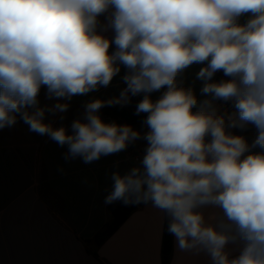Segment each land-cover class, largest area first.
Instances as JSON below:
<instances>
[{
  "label": "clouds",
  "instance_id": "1",
  "mask_svg": "<svg viewBox=\"0 0 264 264\" xmlns=\"http://www.w3.org/2000/svg\"><path fill=\"white\" fill-rule=\"evenodd\" d=\"M193 64L205 65L197 79L211 97L196 111L193 89L177 84ZM121 66L119 97L86 102L70 130L46 122L108 87ZM221 71L228 79L213 82ZM42 87L56 103L40 106ZM141 94L146 132L102 119L100 109ZM216 100L235 111L218 114ZM17 117L66 148L65 162L92 164L143 139L139 166L111 174L105 205L150 203L176 248L211 264H264V0H0V130ZM249 126L251 142L230 131ZM207 207L222 213L214 223Z\"/></svg>",
  "mask_w": 264,
  "mask_h": 264
},
{
  "label": "crops",
  "instance_id": "2",
  "mask_svg": "<svg viewBox=\"0 0 264 264\" xmlns=\"http://www.w3.org/2000/svg\"><path fill=\"white\" fill-rule=\"evenodd\" d=\"M247 18L242 17L241 23ZM100 19L103 22L104 18ZM105 35L111 39L113 33L109 30ZM201 67L193 64L177 77L178 86L193 89L198 100L194 111L199 109V102L211 99L201 94L204 81L197 79ZM125 72L121 66V72L108 87L73 97L66 113L49 114L46 122L70 130L71 122L83 117L86 102L119 97L126 87L122 80ZM222 79L228 77L221 71L214 82ZM164 91L166 88L151 93L152 100L159 99ZM136 97L139 102L143 94ZM39 101L42 107L56 103L46 98L44 87ZM220 102L216 100L213 104L218 114H225ZM101 117L105 122L113 121ZM133 128L141 133L147 131L145 125ZM242 133L251 142L255 128L249 126ZM146 143L138 140L124 152L84 164L79 159L65 162L66 148L30 132L23 121L17 120L15 126L0 130V264H164L163 239L168 217L150 203L137 205L102 245L95 242V236L113 221L111 205L104 203L112 188L111 174L123 175L139 166L140 160L135 162L134 158L143 156ZM60 167L64 169L62 173L58 171ZM202 211L210 223L215 222L210 219L213 215H222L212 207ZM167 264L211 262L205 253L179 251L173 237Z\"/></svg>",
  "mask_w": 264,
  "mask_h": 264
},
{
  "label": "trees",
  "instance_id": "3",
  "mask_svg": "<svg viewBox=\"0 0 264 264\" xmlns=\"http://www.w3.org/2000/svg\"><path fill=\"white\" fill-rule=\"evenodd\" d=\"M110 51H115V45L112 44L110 46ZM202 67L205 65L201 64ZM217 72L212 81L217 78ZM138 104L137 97H131L130 101L125 105L116 104L112 107H104L100 110V114L102 116L110 117L113 121L118 124H129L132 127L142 126L144 119L146 118V113H140L139 115L136 114V106ZM18 121H22L17 117ZM236 135H243L242 131L240 130H230ZM138 206L144 205V203L136 204ZM110 211L113 216L112 223L108 224L101 232H99L95 236V242L97 245H102L116 230L129 218L132 211H127L126 206H123L121 203L117 202L110 206ZM167 221V226H168ZM173 248V236H171L168 231L167 227L164 233L163 239V255H164V264H167L168 257L170 256Z\"/></svg>",
  "mask_w": 264,
  "mask_h": 264
},
{
  "label": "built area",
  "instance_id": "4",
  "mask_svg": "<svg viewBox=\"0 0 264 264\" xmlns=\"http://www.w3.org/2000/svg\"><path fill=\"white\" fill-rule=\"evenodd\" d=\"M220 105H221V108L224 110L225 114H230V113L235 111L231 102L225 103V102L221 101ZM230 130H238V129H230ZM139 160H140L139 157L134 158L135 162H138Z\"/></svg>",
  "mask_w": 264,
  "mask_h": 264
},
{
  "label": "water",
  "instance_id": "5",
  "mask_svg": "<svg viewBox=\"0 0 264 264\" xmlns=\"http://www.w3.org/2000/svg\"><path fill=\"white\" fill-rule=\"evenodd\" d=\"M137 205H130V206H126L127 211H132L136 208Z\"/></svg>",
  "mask_w": 264,
  "mask_h": 264
}]
</instances>
